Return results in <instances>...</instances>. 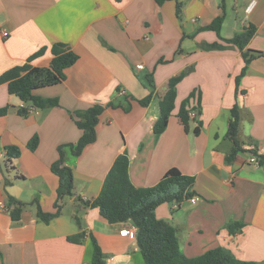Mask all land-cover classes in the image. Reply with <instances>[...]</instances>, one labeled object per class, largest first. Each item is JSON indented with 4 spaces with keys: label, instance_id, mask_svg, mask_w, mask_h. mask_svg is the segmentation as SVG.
Returning a JSON list of instances; mask_svg holds the SVG:
<instances>
[{
    "label": "crops",
    "instance_id": "crops-1",
    "mask_svg": "<svg viewBox=\"0 0 264 264\" xmlns=\"http://www.w3.org/2000/svg\"><path fill=\"white\" fill-rule=\"evenodd\" d=\"M178 1L179 18L176 0H0V75L40 50L30 65L49 69L56 45L77 56L62 82L33 92L57 99V107L29 112L30 103L0 85V109L7 108L0 116V264H92L94 245L103 264H144L135 238L119 234L131 223L109 224L85 205L124 154L135 188L152 187L169 174L194 178L197 201L164 203L155 211L175 229L186 257L220 247L239 260L264 264V57L248 64L236 87L241 51L205 28L222 15L224 39L253 27L246 49L264 53V0ZM214 43L222 49L200 48ZM139 64L142 70L135 69ZM177 77L167 127L155 139L159 106ZM150 94L141 106L138 101ZM96 104L103 107L96 141L78 157L64 149L73 195L58 200V177L51 170L57 149L81 136L73 113ZM234 105L240 150L228 161ZM181 107L195 118L183 120ZM34 136L38 145L31 151ZM12 148L17 157L8 156ZM250 155L260 164L250 163ZM230 224L241 227L230 232Z\"/></svg>",
    "mask_w": 264,
    "mask_h": 264
},
{
    "label": "trees",
    "instance_id": "trees-1",
    "mask_svg": "<svg viewBox=\"0 0 264 264\" xmlns=\"http://www.w3.org/2000/svg\"><path fill=\"white\" fill-rule=\"evenodd\" d=\"M119 1V0H116ZM167 0H156L157 3H163ZM183 2L176 0V15L179 18ZM223 15L215 18L213 22L205 27L214 31L218 39L223 43L233 45L242 53L244 67L240 75L235 79L236 87L239 78L244 74L248 64L263 56V52L246 49L250 39L254 35V28L248 27L241 33L234 35L230 39H224L220 36V27L222 25ZM203 50H220L221 45L201 44ZM53 58L49 69L36 68L30 65V62L41 56L40 50L32 55L27 63L15 66L2 75H0V85L6 84L8 93L18 97L24 103H30L34 109H44L57 107V99H43L33 95L37 89L49 87L62 82L65 79V69L71 67L77 60V56L71 51H66L61 46L56 45L51 50ZM179 78H172L168 82V88L163 96L162 103L159 106V117L154 124L153 132L157 139L166 129L168 117L174 107L175 91L173 86ZM146 81L150 88H153L151 76H146ZM151 100V94L138 101L141 106H147ZM103 107L94 105L86 110L75 111L73 120L77 128L81 131V136L74 144L59 146L58 159L51 165L52 172L58 177L57 199L60 200L66 196L73 195V175L70 167L64 165V149L69 148L73 157L81 155L86 146L96 141V125ZM7 108L0 109V116L5 115ZM19 113L26 115L24 108L19 109ZM179 113L183 120H189L183 107ZM232 119L228 126V138L232 142V149L226 159L229 161L240 150L237 141L239 129V115L237 106L231 109ZM199 132L198 127L195 133ZM38 145V137L34 136L28 142V149L35 150ZM10 157H17L19 150L12 148L7 150ZM129 161L127 156H118L110 171L108 172L99 195L93 200L85 202L86 206L97 208L100 215L109 224L117 222H129L136 228V244L144 261V264H255L253 262L237 259L229 250L224 248H215L205 252L203 255L188 258L179 248L175 229L167 222L156 217V208L164 203H179L191 198L194 193L191 188L194 185V178L179 174H169L159 181L156 185L149 188H135L128 175ZM13 202V201H12ZM15 205V204H14ZM58 207V206H57ZM15 209H19L18 207ZM17 210L16 212L19 214ZM13 214L15 219L18 214ZM59 211H56L57 215ZM42 218L52 217V214L43 215ZM233 227H241L238 224L227 225L230 232ZM92 264H103L99 248L94 245V255Z\"/></svg>",
    "mask_w": 264,
    "mask_h": 264
},
{
    "label": "built area",
    "instance_id": "built-area-1",
    "mask_svg": "<svg viewBox=\"0 0 264 264\" xmlns=\"http://www.w3.org/2000/svg\"><path fill=\"white\" fill-rule=\"evenodd\" d=\"M135 69L136 70H142L143 69V65H141V64L136 65ZM28 109H29V112L34 111L33 107H30ZM188 116L191 119H193V118H195L196 113L194 111H188ZM248 161L250 163H252V164H255V165H259L260 164L259 159H258V157L256 155H250L248 157ZM187 200H190L191 202H195V201L198 200V198L196 196H192L191 198H189ZM176 204L178 205L179 203H176ZM119 234L121 236L129 237V238H135V236H136V228L130 224V225L124 227L122 230H120Z\"/></svg>",
    "mask_w": 264,
    "mask_h": 264
}]
</instances>
